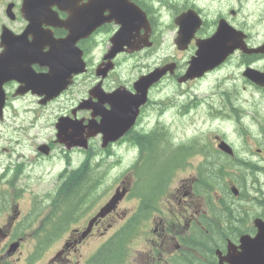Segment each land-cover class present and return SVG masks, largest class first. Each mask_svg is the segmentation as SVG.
<instances>
[{
  "label": "rangeland",
  "instance_id": "1",
  "mask_svg": "<svg viewBox=\"0 0 264 264\" xmlns=\"http://www.w3.org/2000/svg\"><path fill=\"white\" fill-rule=\"evenodd\" d=\"M200 2L207 10V14L210 17H213L214 14L222 6V4H220L217 0H202ZM244 6L246 19L248 18V20L253 21V18H256L257 13L255 4L252 3L251 0H249L244 2ZM228 7H231V5H228ZM225 9V7L222 8V10ZM162 11H164L163 19L166 23H168V26L165 25L166 27H164L163 34L157 33V39L161 38L162 41L159 44L160 48L156 53V59L152 57L150 53L153 52L154 48L147 53H140V55L132 56L131 58L121 56L117 60L118 68L112 75L115 83L111 81V87L116 86L118 82H133L137 75L139 76L140 74L145 72V70L151 67L154 62H157V64H159L161 63V61H163V59L167 58V56H172L174 54L173 27L171 26V24H169L171 23L170 16L167 15V12L165 10L162 9ZM247 15L250 16L247 17ZM256 29L257 27H255V30ZM261 29L263 34L264 27H261ZM97 41L99 43V46L92 51L93 57H91V63L98 60L103 53L104 48L106 49L105 37L99 36L97 37ZM259 41H253V43L256 44ZM89 55L91 56L92 53H90ZM258 66H262L264 69V62H261ZM241 71L242 70L239 67V59H237V57L235 56L222 70L220 68L214 71L212 75L207 77L206 81H204L202 84L193 86V91H190V85L188 88H186V92L190 96L194 97L193 99L202 101L203 98H208L214 93H217V95L220 96L219 93H224V91L231 92L232 87H234L233 89H237V93H235L231 97H234V100L232 99L234 104L238 107L240 106L244 111V113H242L245 114L243 120H246L249 130V133L247 135H240V129L238 128V124L236 123L232 122V125H229V123H226L223 118L222 120L212 119L208 112H204V107H201L199 111L194 110L187 117H183L180 115L178 107H173L172 109L164 113L162 120L177 141L185 142L188 138H190V136L195 134L200 135V133L204 132L203 136L201 137L214 143V138L216 136H222L225 137L227 142L233 146L238 156L240 157H242L245 153L255 152V155L252 156L251 159L259 166L264 167V137L258 130V124L256 125L257 127L253 125V123L255 122H253L252 119L255 118L253 116L251 117V111L256 108V106L252 103V99L257 100L260 98V100L263 102L264 94L262 92H259V90H254L253 88L246 86L244 84L245 82H243L240 77ZM231 77H233L235 80L225 81V79H230ZM79 84L83 85V89H81V91L84 92L87 86L90 84V81L86 80L85 78L78 80L77 83L71 88L70 92L44 107L39 106L35 99L30 96L15 100L11 105L8 106L6 112L4 113V119L0 122V172L4 170L8 164L10 166L18 163L21 164V173L15 179L14 183L17 190H23V192L17 191L18 197L16 198V204L22 215L28 212L34 198L33 196H44L46 193L53 190L56 185V177L58 175L57 173L62 168V162L60 160L61 158L59 157L60 155H62L59 153L61 147L58 145H54L53 156L50 158L48 156L47 158H42L43 156L37 153V147L42 143H47L48 141L54 139L55 119L58 115L66 113L69 107L73 104L72 100L76 98L75 95L78 93L79 88H81ZM182 90L181 88L180 91L177 90V88H175L172 84H165L160 97L166 98V102L170 104L171 100H173L172 96L176 93H180L179 96H181ZM183 97L186 98V96ZM213 99H217L214 104L220 105V107H222V98L214 97ZM177 103L178 102H176V104ZM249 106L250 109L247 108ZM259 116L264 117V113H259ZM184 118L187 119L183 120ZM94 144L95 141L92 143V145ZM258 148L263 149V153H261L260 156H258L256 152ZM36 153L39 155V157H37ZM51 155L52 152L49 156ZM118 156H121L122 158L120 159L123 161L126 157L125 150L119 149ZM70 157L71 162L74 165H77L80 159L83 160L85 158V155L80 153V151L78 150H74L70 153ZM200 159L201 157L199 156L193 157L184 168L178 169L176 171L174 179L170 183L168 191H172L174 182L178 183V180L184 181L188 179L189 176L194 175V171L192 168L194 166H197ZM10 160L11 162H13V164L10 163ZM124 168L125 165H123L122 163V165L116 166L113 170L111 169L107 171H101V173H104V175L102 176L100 188L96 193L95 203L97 204L93 209H98L96 208L97 206L102 207L103 205L108 203L116 188V185L119 182L120 177L123 176ZM14 178V174L9 173L7 179L0 182L1 191L5 190V192L11 195L12 192L15 193V190H13L14 188L12 186L6 185L9 180ZM140 181H142V178L140 179ZM146 181L150 182V179H147ZM127 183L128 182H126V184ZM259 184L264 190V177L261 174L259 175ZM141 187L143 188V185ZM82 190L83 189H80V191ZM63 197H65V194ZM172 199L175 200V196ZM137 204L138 200L133 195L129 194L121 200H118L115 207V213L117 214V216H123V212L128 214L129 212L135 210ZM163 205L164 204H160L159 208H161L162 206V208L164 209L165 207ZM255 210L260 211V208L256 207ZM164 211L165 212L161 213H153L154 216L151 217V221L154 223V226L158 221V218L155 217H167L170 214L165 209ZM115 213L110 215L109 218L105 219L104 223L102 222L103 228H109L110 225H114L113 227L116 226L117 228H119L118 223H121V221H116L118 220V218L114 216ZM174 214L176 215V212H174ZM0 220H4L3 217H1ZM4 223L5 222L1 221L0 227ZM103 228H101V234L102 232H104L102 230ZM156 230H158V228H156ZM26 232L27 237L25 238L23 244L20 246V249L18 250L19 252H17L12 257L14 264H27L28 255L33 248V244H35V240L31 236L30 230L28 229L26 230ZM114 232V229L107 230V232L103 234L101 238L97 239L96 242H102L104 239L114 234ZM141 232L142 233L140 234V238L132 244L131 248H129L130 250L128 258L126 260V264H140L143 258L142 252L146 250L148 242L147 237L153 239L157 236V232L151 236L150 233H147L148 229L143 227ZM54 246L57 247L58 245L54 244L52 249H54ZM92 246L95 247L96 244L90 243L88 248ZM87 251L88 249L86 250L85 248H83L78 254L85 255L87 254ZM45 255H47V253ZM48 257L49 254L42 257L39 261H37V263L34 264H43Z\"/></svg>",
  "mask_w": 264,
  "mask_h": 264
},
{
  "label": "water",
  "instance_id": "2",
  "mask_svg": "<svg viewBox=\"0 0 264 264\" xmlns=\"http://www.w3.org/2000/svg\"><path fill=\"white\" fill-rule=\"evenodd\" d=\"M79 2L80 0H25L23 3V13L29 22V26L22 36L10 41L13 46H8L5 54L2 56L3 59L0 61V78L7 80L10 79L9 77H12V74L6 69L7 66L3 67L1 64L13 59L12 55L14 53L19 54L21 57H27L18 60L24 61L28 68H30L29 64L33 61L40 62L41 58H46V63L49 67L47 74H34L31 68L29 70L27 67L23 68V71H19V80L25 83V89L21 93L31 90L32 93H36L37 95L45 94L46 97L41 101L44 104L47 100L58 95L71 83L72 75L83 71V68L81 69V66L78 68L76 64L75 49L73 47L75 39H78L80 35L87 36L101 23L114 20L119 25V29L111 40L113 47L110 56H113L122 46L134 45L133 42H129L133 33H137L140 28L148 29L147 24H145L146 22H144V16L126 0H90V2L81 8L78 5ZM52 6L69 12L71 18L58 22L56 13L51 10ZM104 12H108V15L104 16ZM177 23L180 26L179 34L185 41L186 37L188 38V35L191 34L192 29L197 27L198 20L191 13H187L180 17ZM42 25L63 26L69 30L72 36L67 38V41L53 40L42 43L35 40L32 42L34 45H29L26 41H23L26 36L39 35ZM81 28L83 33L80 31ZM45 45L50 48L49 52H42V47ZM238 48L245 53L264 52V47L255 50L247 49L243 42V35L228 26L224 21H220L215 34L211 38L198 43L196 57L192 59L184 79L199 76L205 70L212 69ZM161 75V72L157 71L143 77L136 84L142 99L146 94L147 87ZM243 76L254 84L264 87L263 73L246 69ZM115 95L116 93L111 95L112 100H115ZM127 101L129 100L127 99ZM3 105L4 95L1 90L0 81V117ZM118 105H120L119 102ZM114 111H112L110 117L105 118L109 119L108 123L106 121L104 123L110 125L118 124V117H121L120 112L119 110ZM63 124L61 128L58 126L59 133L57 137H59L60 142L67 139V137L61 136ZM71 128L73 129L74 137L78 139L72 145L86 147V138L82 137L81 131L75 126ZM109 131L115 133L118 131V127L109 129ZM95 133L91 134L94 135ZM40 149L46 152L45 147H40ZM220 149L226 153H230L229 147L223 143L220 144ZM107 209L106 207L100 215H103ZM254 225L257 232L253 237L244 235L240 237V243L237 247L232 244L228 245L227 257L224 258L228 264H264V222L256 219Z\"/></svg>",
  "mask_w": 264,
  "mask_h": 264
},
{
  "label": "flooded vegetation",
  "instance_id": "3",
  "mask_svg": "<svg viewBox=\"0 0 264 264\" xmlns=\"http://www.w3.org/2000/svg\"><path fill=\"white\" fill-rule=\"evenodd\" d=\"M21 1L22 0H0V40L4 28H7L13 34L16 35L21 34L22 31L25 29L26 22L23 20L20 14ZM87 1L88 0H82L81 4H84ZM130 1L145 13L148 21L152 25L158 24L162 21L161 20L162 9H166L167 15L170 16V20H172V23L177 17L181 16L184 12L190 9L196 11L198 17L201 19L200 26L198 27L195 34H193V37L190 38L191 40L188 39L190 41H188L185 45H183L182 49H179V45L177 46L175 45L174 59L172 60V62L174 63V67H173L174 74L172 76H167L165 78L167 80L170 79L176 82L177 78L184 73L188 61L195 54V49H196L194 45L195 40L210 36L215 31L216 24L219 19L224 18L237 29L245 31V33L247 34L246 41L249 46H255L251 42L257 38L260 39L262 38L261 44H264V34H262V29H261V27H264V0H251V2L254 3L257 8L256 18H253V21L248 20V18L246 19V15L244 12L245 9L244 2L249 0H217L220 4H222L223 7L221 6V8H219V10L214 14L213 17H210L207 14V10L205 8H200L197 5L202 0H130ZM10 3L13 5L12 8L13 19H11L5 11L6 6ZM228 5H231V7H228ZM224 7L226 9L222 10V8ZM203 10H205L206 13L205 11L203 12ZM67 16L68 14L65 12H58V17L61 20H65ZM249 16L247 15V17ZM248 26H252L251 30L254 27L253 31H250L247 28ZM173 27H174L173 41H175L179 33V26L173 25ZM255 27H257L256 30ZM43 30L45 32H51V35L55 39H64L67 35V32L60 28L43 26ZM115 30H116V26L113 24L105 26L104 28L99 27L90 36L88 40L100 34L101 31L105 33L106 32L112 33ZM154 31L155 30L153 29V32ZM154 35H151V38L154 37ZM33 39L41 42H47L49 40H52V38L48 34L42 35L40 38H33L32 36H27L28 41H32ZM85 44L86 42H82L80 46L83 48ZM44 51H47L46 46L44 48ZM235 56L237 57V59H239V56L241 57L242 64L240 63V60L239 63L242 67H244L245 65L243 61V55L239 52H236L232 55V58H234ZM261 58L263 57L258 55L256 57V62L251 64L252 65L254 64L256 66V63H259L261 61L260 60ZM101 61H102V57L98 65L101 63ZM32 68L37 72L47 71L46 66L40 67L36 63L32 64ZM193 82H195V80L179 85L175 83V85L179 86L180 88L182 87L186 88L189 87ZM102 83L107 90L109 84L104 81ZM161 86H162V82L158 83L157 85L151 88L150 91L152 92L153 96L157 97V95L160 94L162 89ZM75 96L76 98L72 100L73 104L70 106L69 110L64 115L66 117H74L76 119H82V120L88 119V116L91 114V111L81 110L78 111L77 113L73 112V107L78 101V95ZM158 105H160L159 99L155 98L148 100L147 104L144 107L140 108V116L143 115L145 113V110H147L148 108L151 107L153 108L154 106H158ZM98 119L99 118H97V120ZM156 134H157V142L153 140L154 137L150 138L149 136H145V139H143L141 143H138L136 141L135 144H130V146L133 147L137 152H139V147H143L146 153L162 151L163 145L159 144V136L158 133ZM136 136L137 134L135 132L130 131L127 134V138L124 139L122 143H126L127 139H128V143H131L129 139L135 138ZM175 192H176L175 198L177 199V203L178 204L184 203L182 210L177 211L178 213L176 214V221L179 224H181V226L185 231H189L192 228H203L202 226L199 227L197 226L200 224V221L197 219V215L195 212L197 195H196V191L194 190L193 184L188 185L187 188H185L182 192L180 191V189H176ZM174 195L175 194H173V197ZM12 219L13 218H11V221L8 223L9 224L8 228L5 230V232L2 231L3 234H1L0 264H14L12 256H10V253L7 252V247L12 242L14 235L12 231L14 228L11 229L12 228L11 225L15 224V219L13 220ZM82 225L83 226L80 227V230L78 229L79 225L76 224L75 227L71 228V230L68 233L64 234L60 246L57 249H55V251L52 254L53 258H55L54 259L55 261L52 262V264H61V263L68 264V260H69L67 256L68 252L76 253L81 248H85L89 250L88 255L90 258H93L95 256L96 246L95 247L92 246L90 248H88V246L90 243L96 244V240L100 236V229H101L100 222H94L89 233L84 238L81 236V232L85 227V223L83 222ZM160 229L162 232H164V235L166 230L168 232H171V230L173 232H177L175 227L172 226L171 229H169V227H166L165 224H163Z\"/></svg>",
  "mask_w": 264,
  "mask_h": 264
},
{
  "label": "trees",
  "instance_id": "4",
  "mask_svg": "<svg viewBox=\"0 0 264 264\" xmlns=\"http://www.w3.org/2000/svg\"><path fill=\"white\" fill-rule=\"evenodd\" d=\"M256 171L257 170L252 167H247L244 169V180L242 182L241 192L239 194L240 197H247V193L245 191L246 182L248 180V177L253 178L254 182H256V177H254ZM219 173L220 175L222 174L221 171H219ZM86 176L87 173L85 170H83V173L73 172L69 174L68 180L70 183L68 182V184L63 187L60 193H62L63 196L65 194V196L69 197V199L74 197L77 199L76 201L80 200L83 195L87 194L86 192H84V190L80 191V189H84L85 181L87 180ZM87 188L89 189V187ZM65 189H67V193L64 192ZM63 196L62 200H64ZM69 199L64 201L65 204H68ZM69 204H72V202H69ZM143 206V204L140 205V212ZM221 206L223 209V216L220 217L215 212H213V219L210 221V224H207V226L204 228L209 230L211 227L217 226V224L219 225L220 223H228L229 227H231L229 229L234 228V232H236L235 234H230L231 238L238 237L241 232L239 225L237 224H239V222H243L245 224L248 219L238 215V212H236L235 209H232L228 204H226L224 200L222 201ZM71 209L72 207L68 208V215H71ZM140 219L141 216L139 214L131 222L124 224L118 232H116L110 239H108V241L101 247L98 254L89 262V264H120L124 259L126 249L125 246L131 235L136 231L140 223ZM244 229L248 230L250 228L244 227ZM203 231L204 230H201L196 234L192 233L181 238L182 247H184L185 249L180 253L178 264H202L201 261L194 258L193 253L189 250L194 249L200 252H202L203 250L211 251L212 249L214 250L215 248L221 247L220 243L222 242V240L225 237H228L227 233H223L220 236H217L216 234H213V232H211L210 234H205ZM48 236V233L45 234L41 242L45 243Z\"/></svg>",
  "mask_w": 264,
  "mask_h": 264
},
{
  "label": "bare ground",
  "instance_id": "5",
  "mask_svg": "<svg viewBox=\"0 0 264 264\" xmlns=\"http://www.w3.org/2000/svg\"><path fill=\"white\" fill-rule=\"evenodd\" d=\"M82 179V178H81ZM74 198V197H73Z\"/></svg>",
  "mask_w": 264,
  "mask_h": 264
}]
</instances>
